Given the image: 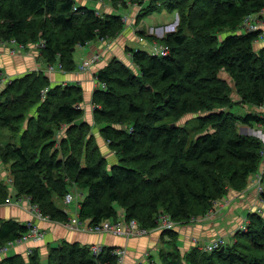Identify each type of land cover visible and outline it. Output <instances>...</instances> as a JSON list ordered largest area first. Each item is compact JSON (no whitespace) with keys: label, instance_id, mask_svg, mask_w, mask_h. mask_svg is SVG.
I'll use <instances>...</instances> for the list:
<instances>
[{"label":"trees","instance_id":"trees-1","mask_svg":"<svg viewBox=\"0 0 264 264\" xmlns=\"http://www.w3.org/2000/svg\"><path fill=\"white\" fill-rule=\"evenodd\" d=\"M159 4L181 15L179 30L163 39L169 54L129 48L130 63L113 57L96 73L105 87L93 92L94 119L118 155L109 168L93 144L92 126L83 120L80 84L52 85L38 70L13 78L0 91V128L19 134L18 142L0 144V160L12 180L0 173V202L29 198L43 217L65 223L70 214L62 203L77 185L84 190L81 221L118 220L120 208L121 218L150 230L164 215L175 224L205 216L229 190L248 186L260 168L263 145L240 134L236 123L262 124L264 116L226 108L235 104L234 92L243 104L264 107V43H257L258 32L242 30L244 18L263 9L264 0H152L142 13L149 15ZM124 26L120 15L102 16L76 0H0V45L44 41V58L49 64L59 58L66 72L76 68L78 46L115 38ZM188 112L200 115L176 125ZM247 219L245 230L237 229L224 250L213 252L195 246L182 253L177 227L165 229L162 237L174 242L167 241L154 264H264V214L251 211ZM28 230L27 223L0 219V248ZM104 248L96 256L90 246L63 242L51 248L46 263L33 250L28 260L16 254L1 264H118L115 247Z\"/></svg>","mask_w":264,"mask_h":264},{"label":"crops","instance_id":"crops-1","mask_svg":"<svg viewBox=\"0 0 264 264\" xmlns=\"http://www.w3.org/2000/svg\"><path fill=\"white\" fill-rule=\"evenodd\" d=\"M110 4L111 2L109 1L101 2L99 0H78L77 2V5L87 6L96 11H99V9L102 11L104 10L101 13H104L105 11H108L107 13H114L115 11H113L112 5ZM162 14L164 15V19L166 20L171 15L166 10L163 11ZM142 22H144V24H141L139 26L140 35L146 36L148 34L147 36L151 39L162 38L159 36H155L151 33L150 29L153 30L155 26L147 25L145 18H143ZM163 22V25H158L159 22H156V28L159 26L163 28L170 24V21L168 20ZM147 30L149 31V33H147ZM125 32L126 35L121 36L120 38L109 43L110 49H108V45L102 42V39H95L88 42L86 45L78 46L74 52L76 68L75 70L70 72H66L59 67V58H57V60L52 63V65L54 66V70L47 71V66L49 65V63L42 55L41 50L37 51L34 48L29 47L23 50L22 53L18 51L17 54H12L10 49L15 48V46L9 45L10 49L2 48L0 50V76L15 78L27 72L40 70L44 71V73L49 76L52 85L80 84L84 90L85 95L83 107L85 109L87 108V111L85 112V118L87 119V121L91 122V120H94V115L93 111H91L89 108L91 105L90 102L92 101L93 92L96 89V72L105 65H107L113 57H117L120 60L130 63L131 56L128 50L129 48L136 50L142 49L146 51H148L149 47L151 48L149 44L151 40L148 39V41H140L137 35L133 34L134 32L130 30H126ZM160 36H163V32L160 33ZM105 50H107L106 53ZM96 52H102L105 56L102 54L100 62L94 65L91 69L86 71H80L78 69L80 63L85 58L90 57ZM126 55L129 59H127ZM91 108H93L92 105ZM249 128H252L255 131L258 130L260 137L264 138V126H260L258 127L260 129L256 130V128L249 127V124H242L241 129L244 132L250 131ZM104 144L108 146L107 142H104ZM107 146H103L105 149L103 154L106 156V158L110 159L111 157H114V153L109 148L107 149ZM0 163H2L1 160ZM113 164L114 161H111L110 165ZM4 170L0 173L8 179L9 169L4 167ZM6 173H8V177L6 176ZM10 191L13 195L15 194V191L12 189L11 185ZM81 194H83L84 196V191H82ZM238 194H241L242 196V193ZM246 195L240 200L237 199V201L233 202L229 206V211L231 210V213H233L235 210L238 213L242 210H246L249 213L251 211H256L257 208H262L264 211L263 200L258 199L259 197L255 195L252 191L250 192V195ZM24 200L25 198H17V200H14L13 196H11L10 199L6 200L5 202H0V219H13L20 223H27L31 221L35 222L40 228L44 229L45 237L40 240H31L11 247L6 252V254L0 256V264L4 257L16 254H19L23 256L26 260H28L29 255L33 252V250H38L41 256V260L46 263L51 248L61 245L63 242L79 243L84 246H91L93 244H97L102 245L103 247H124L127 250L125 264H135L138 261L142 262V264L160 262L158 250L160 249L159 247H161L160 237L162 235V232L158 229L151 231L152 233H149L146 236L133 237L130 239L110 233L100 234L83 229H72L68 226L67 222L61 223L51 221L49 219H39L35 215V212L31 210L29 203L27 204ZM65 209L69 212L71 216L76 211V205H74V207H65ZM227 212L228 208L227 211H224V215L222 217L219 216L211 220H205L203 222L194 225H188L181 228L177 227L176 229L180 234V238L183 241V244H187L186 242L191 236H198L200 239H202V241H209L210 239L216 238L218 236L224 237L226 234H228L227 229L228 231H231L232 224L234 223L232 220L228 219L229 214H227ZM235 216H237L239 220V224L236 226V228H238L240 223L245 218H247V216H245L244 218L237 214ZM220 225L225 226L226 228L220 230ZM235 231H232V233ZM191 247H193V244ZM148 252L151 256L150 261L147 258L149 256Z\"/></svg>","mask_w":264,"mask_h":264},{"label":"rangeland","instance_id":"rangeland-1","mask_svg":"<svg viewBox=\"0 0 264 264\" xmlns=\"http://www.w3.org/2000/svg\"><path fill=\"white\" fill-rule=\"evenodd\" d=\"M93 1H95V0H93ZM96 1H98V0H96ZM99 1H101V2L102 1H109V2H111L110 5H112V9H113V11H115L114 13L120 15L121 18H122V20L124 21V24H125L123 30L115 38H111V39L98 38V39H102L103 40L102 42L105 43L106 45H108V49H110V46H109V43L110 42H112V41L120 38L121 36L126 35L125 34L126 33L125 32L126 30H130V31L134 32L133 34H136L137 37L139 38V40H140V38L142 36H145V35H140V33H139V26L141 24H144V22H142L143 21V18L146 19L147 25L155 26L153 30L150 29L151 30V33L154 34L155 36L162 37V38H154V39H151V38H149L147 36L148 35L147 34L144 38H145L146 41H148V39L151 40L150 43H149L150 46H151L152 43L164 44V40L163 39L168 34L177 32L179 30V28H180V25H181V15H180V12L177 11V10H175V11H169L166 8L160 6V4L158 5L160 7H158L156 11L150 13L147 16L146 15L144 16V14L142 13V10L145 7V5H148L152 0H143L142 4H139V3H137L136 1H133V0H127L125 2L122 0V1L118 2L117 4H115L112 0H99ZM77 2H78V0H76V4H77ZM165 10L171 14L169 16V18L167 19L168 21H170L169 22L170 24L167 25V26H165V27H163V28H161V26H159V27L156 28V24H157L156 22H159L158 25H163V23H164L163 21H167L166 19H164V15L162 14V12L165 11ZM103 11L99 9V11H97V13L103 16V15L107 14V12H108V11H105L104 13H101ZM162 32H163V36H160V33H162ZM147 33H149L148 30H147ZM226 34L227 33H223L222 36H225ZM16 46L19 47L18 48V51H20V53H22L23 50H25L26 48H29V47L34 48L37 51L41 50V47L38 46V43L29 45L28 47H25L24 45H20V44H18V45L16 44ZM2 48H6L7 49V48H9V45L8 46L0 45V50ZM107 50H105V53H106ZM10 51H11V49H10ZM148 51L152 53V49L150 47H149ZM101 54L104 55V53H102V52H101ZM127 55H128V53H127ZM127 55H126V57H127V59H129ZM80 71H85V70H82L81 69ZM223 76L226 77L228 80L230 79L227 76L226 73H224ZM0 78H2V76H0ZM232 98H233V102L235 104H231L230 105L231 107H227L226 108L227 110H231V111H234V112H236L238 114H242V115H244L245 113H247V112L250 111V112L258 113V114H261L262 116H264V108L261 109L258 106L243 104L241 102V99L239 98V96L235 92L232 94ZM90 104L92 105L93 108H91V105H90V108L89 109L91 111H93V115H94L95 108H94L93 102L91 101ZM86 111H87V108L85 109V112ZM85 112H84L83 120L87 121V119L85 118ZM199 115L200 114H198L196 112H188V113L184 114L183 116H181L179 118V120L175 124L176 125H184L187 122L192 121L193 119H195ZM87 122L92 126V128H91V134L94 137L93 144L94 145L95 144H98V146L100 147L101 152L104 153V150L105 149H104L103 146H107V145L104 144V142H107V140L102 136L101 131H100V126L96 124L95 119L94 120H91V122H89V121H87ZM242 124L243 123H236L237 131L240 134L247 135V136H252V137H256V138H258L262 142V145H263V158H262V162H261V165H260V168H259L258 171H260V173H262V175L264 176V138L263 137L262 138L260 137V134H259V132L257 130V129H260L258 127L264 126V122L262 124L261 123H255V124L249 125V127L256 128L257 131H255L252 128H249L250 131H247V132H244L241 129ZM255 126H258V127H255ZM205 131H207V130H205ZM64 135H65V130H61V131L58 132L57 138L60 139ZM18 140H19V134H13V132H11L8 128H2V127L0 128V144H3L4 145V143L10 142V141H15V142L17 141L18 142ZM108 146H107V149L108 148L110 149V147H108ZM112 152L114 153L113 154L114 157H111L110 159L109 158H106V160L108 162V168L111 166L110 165V162L111 161H114V163L115 162H118V155L113 150H112ZM4 167H6L7 169L9 168L8 165H4V164L0 163V172L4 170ZM6 174H7L6 176L8 177V173H6ZM255 182H256V179H254V175H252L249 178L248 186L242 192H237V191H234V190H229L227 192V194L224 195V197H222L221 199L217 200V202L215 203V206L212 208V210L214 211V215H212L210 217H207V218H204L203 216H200V217L194 216V217H192L190 219V222H186L187 221V219H186V221L184 223H176V227L181 228V227H185V226H188V225H194V224L203 222L205 220H211V219L217 218L219 216L222 217L224 215V211H227V208H228V212H227V214H229V218L228 219L229 220H232L234 223L232 224L231 231H228V229H227L228 234H226L224 236V238L226 240V243H230L233 240V233L234 232L232 233V231H235L237 229L236 226L239 224V220H238L237 216H235V215L237 214V215H239V216H241V217L244 218L245 216H247L248 212L246 210H242V211H240L238 213L235 209H233V210H235L234 211L235 213L234 212L231 213L230 212L231 210L229 211V206L233 202L237 201V199L240 200L242 197L244 198L246 194L247 195H250V192L251 191L255 195H257L259 197L258 186H255ZM72 188L75 190V192L77 194V198H79V201H80L82 199V197H81L82 188L79 187V186H77V185H73ZM238 193H242V196H241V194H238ZM243 194H244V196H243ZM13 199L14 200H17L16 197H13ZM258 199L261 200V197H259ZM260 200H258V201H260ZM225 201H228V202L223 203ZM62 205L65 206V207H67L65 205V203H62ZM74 205H75V202H74V204H70L69 207H74ZM122 211L123 210H121L119 208L120 216H119L118 220H121V216L123 215V212ZM227 214H226V216H227ZM71 228L72 229H77L75 227H71ZM219 228H220V230H222V229H224L226 227L220 225ZM154 230L155 229H150L149 232L146 235H148L149 233H152L151 231H154ZM146 235H144V236H146ZM177 235H178L177 243H178L179 248L182 251V253H185L186 251H188L191 248L192 244L194 245V243H195L194 242V239H199L198 236H191V237H189L188 241L186 242L187 244H185V243L183 244V241L180 238V234L178 233ZM134 237H139V236H134ZM131 238H133V237H131ZM160 239H161V247H159L160 249L158 250L159 257H160V251L163 250V249H165V248L167 249V247H168L167 241H170L171 240L170 243H173L174 242L167 235L165 237H162V235H161ZM29 241H31V240H29ZM169 247L172 249L171 246H169ZM193 247H195V245ZM197 247H199L200 249H202L201 246H197ZM148 255L149 256L147 258L150 261L151 260V256H150V253L149 252H148ZM151 264H154V262L151 263Z\"/></svg>","mask_w":264,"mask_h":264},{"label":"built area","instance_id":"built-area-1","mask_svg":"<svg viewBox=\"0 0 264 264\" xmlns=\"http://www.w3.org/2000/svg\"><path fill=\"white\" fill-rule=\"evenodd\" d=\"M242 30L249 31V32H258L257 43H264V8L261 9L257 13L247 15L244 18V21L242 23ZM140 41H145V38L141 37ZM38 46L42 48L44 46V41L39 42ZM18 48L19 47L11 48L12 54H17ZM151 49H152V53L151 52L150 53L156 56H166L170 52V48L166 44L152 43ZM101 57H102V54L99 52H96L90 57L84 59L78 68L80 70L82 69L85 71L89 70L94 65L100 62ZM59 67L62 69L61 63H59ZM53 70H54V66L52 64H49V66L47 67V71H53ZM12 79L13 78L2 76V78H0V90H2L6 86V84L10 82ZM95 81H96V88L105 87V84L100 82L97 77ZM47 90L48 88L44 90L43 92L44 95ZM261 108H264V107H261ZM253 175H254V179H256L255 186H258L259 197H261V193L264 191V176L262 175V173H260V171H257ZM8 182L11 183L12 180L8 178ZM81 197H82V194H81ZM261 200H263L262 197H261ZM24 201H26L27 204L29 203L31 210L35 212V215L39 219H48L41 215L37 205H33L30 203L29 198H26ZM74 202L76 205V211L73 215L70 216V219L67 222L69 227H75L77 229H83V230L100 233V234L110 233V234L126 237L127 239L134 237V236H144L149 232V230L142 227L136 219L126 220L124 217H122L121 220L107 219L98 224L85 223L81 221L79 218L80 201H79V198H77V194L75 190L72 189L70 192H68L65 195L64 203L67 207H69V205L74 204ZM226 202L228 201H225L223 203H226ZM256 211H258L260 214H264V211L262 208H257ZM212 215H214V211L211 209L203 217L207 218ZM248 222L249 220L245 218L240 223L237 229L245 230L247 228ZM27 224L29 226V230L23 236L18 238L16 241H10L6 245L1 247L0 256L6 254V252L15 245L28 242L29 240H40L45 237L44 229L40 228L35 222L31 221V222H27ZM175 227H176V224L168 218V215H164L163 217L160 218V222H159L157 229L162 232L165 229H172ZM194 242H195L194 243L195 246H201L202 250L206 252H213L219 249L220 247L225 246L226 244V240L224 237H216V238L210 239L209 241H202V239L199 238V239H194ZM90 249L92 250L94 255L99 256L104 251L105 248L102 245L93 244L90 246ZM114 253L115 255L118 256V264H125V257L127 254L126 248L124 247L115 248ZM135 264H142V262L138 261Z\"/></svg>","mask_w":264,"mask_h":264},{"label":"water","instance_id":"water-1","mask_svg":"<svg viewBox=\"0 0 264 264\" xmlns=\"http://www.w3.org/2000/svg\"><path fill=\"white\" fill-rule=\"evenodd\" d=\"M224 248H225V247L223 246V247H222V250H224Z\"/></svg>","mask_w":264,"mask_h":264},{"label":"bare ground","instance_id":"bare-ground-1","mask_svg":"<svg viewBox=\"0 0 264 264\" xmlns=\"http://www.w3.org/2000/svg\"><path fill=\"white\" fill-rule=\"evenodd\" d=\"M21 126V125H20ZM27 126V125H26ZM87 188V187H86ZM88 193V192H87Z\"/></svg>","mask_w":264,"mask_h":264}]
</instances>
